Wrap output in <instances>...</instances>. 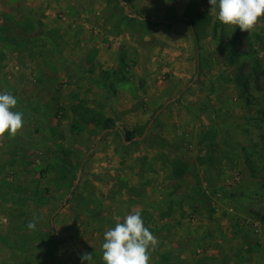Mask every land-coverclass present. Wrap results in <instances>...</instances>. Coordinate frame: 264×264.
I'll use <instances>...</instances> for the list:
<instances>
[{
    "label": "rangeland",
    "instance_id": "rangeland-1",
    "mask_svg": "<svg viewBox=\"0 0 264 264\" xmlns=\"http://www.w3.org/2000/svg\"><path fill=\"white\" fill-rule=\"evenodd\" d=\"M125 1L0 0V91L25 120L0 140V264H80L85 252L105 264L104 233L133 210L158 242L192 244L193 258L174 259L159 243L149 264H196L215 196L234 214L209 239L233 228L244 240L230 264H264V16L249 33L208 0ZM177 20L197 40L158 23Z\"/></svg>",
    "mask_w": 264,
    "mask_h": 264
},
{
    "label": "clouds",
    "instance_id": "clouds-1",
    "mask_svg": "<svg viewBox=\"0 0 264 264\" xmlns=\"http://www.w3.org/2000/svg\"><path fill=\"white\" fill-rule=\"evenodd\" d=\"M211 11L219 9L218 19L224 25L238 26L242 31L256 29L264 16V0H208ZM18 99L11 92L0 91V140L15 138L23 129L25 120L21 111H12ZM114 228L104 233L102 244L105 264H149L150 253L158 246L157 238L145 227L139 211L133 210L124 217H117ZM122 221V222H121ZM38 218L28 222L29 230H36ZM82 261L92 264L93 254L85 252Z\"/></svg>",
    "mask_w": 264,
    "mask_h": 264
},
{
    "label": "crops",
    "instance_id": "crops-1",
    "mask_svg": "<svg viewBox=\"0 0 264 264\" xmlns=\"http://www.w3.org/2000/svg\"><path fill=\"white\" fill-rule=\"evenodd\" d=\"M23 1H25V3H27L30 7H34V8H38L41 6L44 7L49 2V0H45V1H43V0H23ZM85 5H83V6H85ZM90 19H91V17H89V19L87 20L88 22H85L87 24V26L92 25V24L94 25V22ZM79 22L80 21H76L74 23V26L76 23H79ZM81 22H80V24H81ZM79 56H81V54ZM102 61H103L102 63H105L104 59H102ZM138 136L139 135H137V137ZM167 194H171V192H169ZM216 201H217V198L215 196L213 198V202H212V206L215 208V212L212 214V216L214 217V221H216V222H215L214 226L206 225L207 228L205 227V229L204 230L202 229V231H201V232H205L204 235H202V237L201 236L198 237V240L196 241V243H197L196 246H199L201 248V250H200V248L198 249V252H202L200 254L198 253L199 255L196 254L197 255V257H195L196 261H194V262H196V264H205V262L200 261V259L203 258L204 253H206V255L208 257L212 258L211 260L207 261L206 263H209V262L211 264H230V263H233L234 258L236 257L235 255L237 254V253H235L236 248L241 247V244L238 242H242V240H244V237H242V236L239 237V235H236V234L234 235L233 228L231 229L230 227H224L225 228L224 230H222V229L217 230L214 234V238L209 239L210 238L209 233L213 232L219 226L220 227L222 226V225H220V224H222L220 219L223 220V218L226 217V219H224L223 221L226 220V222L227 221L229 222L230 216H227V215L234 214V213H231L229 211V210L234 211L233 208H229V210H228L226 207H224L223 204H222L223 207H221L219 205V203H217ZM152 209H153L152 213H153L154 217H156V214L158 213L159 218H163L162 216H164V222H167L166 219H168L169 217H165V214L167 212H165L164 209L162 212H160L161 209L160 210L155 209V208H152ZM174 212L178 214V212L176 210H174ZM181 212H184V211L181 210ZM169 214H170V211H169ZM224 215H226V216L224 217ZM178 219L180 220V218H178ZM167 227L168 226H164L163 229L160 231H165L166 233H168L169 230L167 229ZM208 227H210V228H208ZM53 233H54V231H53ZM164 236H166V235H164ZM202 239H208V240H205V242H200ZM159 243H161V242L159 241L158 244ZM191 245L192 244L188 243L187 241L186 242H184V241L176 242V241H173L171 239L167 240L166 238H164V242L161 243L162 247H159L158 249L160 250V252H167V255L168 254L170 255L169 258L174 257V259H176L175 254H178V255L185 257L187 259H191V257L192 258L194 257L190 253L192 251ZM239 250H241V248ZM163 255H164V257H167V255H165V253H163Z\"/></svg>",
    "mask_w": 264,
    "mask_h": 264
},
{
    "label": "water",
    "instance_id": "water-1",
    "mask_svg": "<svg viewBox=\"0 0 264 264\" xmlns=\"http://www.w3.org/2000/svg\"><path fill=\"white\" fill-rule=\"evenodd\" d=\"M119 1H120V3H121L122 5H124L125 7H127V4H126V1H125V0H119ZM128 14H129L130 16H137V17H139V15H136V14H130V13H128ZM158 23H159V24H163V25L185 23V24H187V25L190 26V28H191V30L193 31V34H194V36H195V38H196V40H197L196 29H195L194 24H193L192 21H181V20H177V21H173V22H171V21H170V22L159 21ZM196 66H197V67H196V75H198V73H199V69H200V58H199V56L197 57ZM181 94H182V92L179 93L178 95H176L174 98L169 99L165 104H163L162 106H160V107L156 110L154 116H153V117L151 118V120L149 121V123H148V125L146 126L144 132H143L141 135H139V136L137 137L139 140H140V139H143L145 136L148 135V133L150 132V130H151L153 124L155 123V121L157 120V118L159 117V115H160V114H161V113H162V112H163V111H164L169 105H171L173 102H175V101L181 96ZM114 129H115V128H108V129L102 131V132L97 136V139H98V140L101 139V137H102L103 135H105V134L108 133V132L114 131ZM82 170H83V167L81 166V167L79 168V172H78L77 178H76V180H75V183H77V182L79 181ZM74 187H75V185L72 187V189H74ZM67 244H68L71 248H73L75 251H77V249H76L75 247H73V246L71 245V243L67 242ZM81 256H82V255L79 254V260H80V264H83V261L81 260Z\"/></svg>",
    "mask_w": 264,
    "mask_h": 264
},
{
    "label": "trees",
    "instance_id": "trees-1",
    "mask_svg": "<svg viewBox=\"0 0 264 264\" xmlns=\"http://www.w3.org/2000/svg\"><path fill=\"white\" fill-rule=\"evenodd\" d=\"M112 124H113V120H107L105 126H111ZM132 138H133V132L131 130H129L127 132V139L132 140ZM182 170H183V168L181 167L179 172L181 173ZM169 196H171V194H169ZM167 214H169V212H167ZM162 256L164 257V255H162Z\"/></svg>",
    "mask_w": 264,
    "mask_h": 264
}]
</instances>
